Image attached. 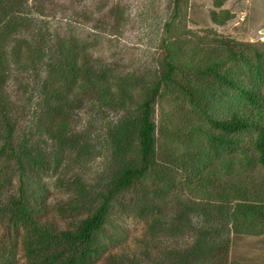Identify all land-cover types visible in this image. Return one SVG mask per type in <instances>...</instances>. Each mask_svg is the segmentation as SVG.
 I'll use <instances>...</instances> for the list:
<instances>
[{
    "label": "trees",
    "instance_id": "1",
    "mask_svg": "<svg viewBox=\"0 0 264 264\" xmlns=\"http://www.w3.org/2000/svg\"><path fill=\"white\" fill-rule=\"evenodd\" d=\"M10 1L0 0V263L14 258L9 241L25 264H240L230 237L264 235V48L213 29L191 30L187 47L176 32L185 0H172L156 63L122 73L46 26L21 27ZM226 1L213 0L218 27L235 17ZM166 99L183 152L158 150ZM46 145L57 165L106 154L105 168L51 197L48 165L30 149ZM115 209L146 220L135 246L111 230Z\"/></svg>",
    "mask_w": 264,
    "mask_h": 264
},
{
    "label": "rangeland",
    "instance_id": "2",
    "mask_svg": "<svg viewBox=\"0 0 264 264\" xmlns=\"http://www.w3.org/2000/svg\"><path fill=\"white\" fill-rule=\"evenodd\" d=\"M171 2L172 0H39L36 5L34 0H11L9 8L18 10V19L23 21L20 23L21 27L38 29L46 26L56 41L64 45L78 44L81 50L82 46H88L94 62L107 64L117 72L131 73L134 70L143 71L146 66L151 67L156 63L155 53H162L159 44L165 37L164 23L170 14ZM214 9L213 0H185L181 24L176 32L181 35L186 46L195 41L191 39V30L203 36L212 32L209 29H213L218 36L251 42L264 48V0H227L222 9L230 10L235 17L225 26L213 24L210 12ZM176 99H166L157 107L159 124L164 130H168L167 139L161 134L158 137V150L161 153L169 151L167 145L179 152L185 150L184 144L169 140L170 137L174 138V123L180 117L174 111ZM79 123L82 126V119ZM49 146L46 145L41 151L30 149L33 156L48 165L46 168L49 173L45 175V181L50 185L51 197L62 198L72 179H82L83 176L87 180H93L105 168L106 154L83 164L82 159L65 157L57 165L56 155ZM167 202L163 207L165 213L170 212L173 207V199ZM111 217V230L122 234L124 230L125 245L135 246V241L146 235V220L137 218L135 214L127 215L115 209ZM4 229L0 224V236ZM15 244L7 241V246L15 253L13 259L7 253L4 258L11 262L9 264H25L27 259L21 245L14 246ZM229 249L234 262L264 264V235H234L230 237ZM0 257L3 255L0 254ZM4 262L2 259L0 264H5Z\"/></svg>",
    "mask_w": 264,
    "mask_h": 264
}]
</instances>
